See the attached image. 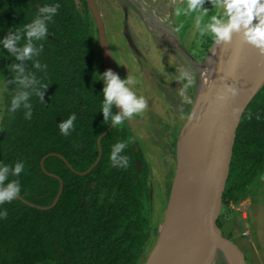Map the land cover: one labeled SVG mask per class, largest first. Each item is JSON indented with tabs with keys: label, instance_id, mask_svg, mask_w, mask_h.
Listing matches in <instances>:
<instances>
[{
	"label": "trees",
	"instance_id": "1",
	"mask_svg": "<svg viewBox=\"0 0 264 264\" xmlns=\"http://www.w3.org/2000/svg\"><path fill=\"white\" fill-rule=\"evenodd\" d=\"M56 3L60 7L46 21L45 36L31 38L34 52L18 59L29 42L23 25L37 14L48 16L40 8ZM93 18L87 0H0V41L18 37L15 50L0 43V77L6 83L0 163L10 169L16 162L24 165L4 181L18 180L20 194L0 204L7 213L0 218V264H144L151 252L149 172L127 119L103 137L100 162L83 175L97 162L98 140L112 124L100 111L105 81L95 70L100 38ZM25 77L35 83L21 84ZM41 83L42 100L36 96ZM25 92L27 99L9 112L12 98ZM73 113V127L61 134L58 124ZM116 113L113 104L110 114ZM117 142L126 145L117 157L126 156L127 163L114 167L110 154ZM263 173L264 87L238 124L223 204L245 195ZM60 181L62 194L48 208Z\"/></svg>",
	"mask_w": 264,
	"mask_h": 264
},
{
	"label": "rangeland",
	"instance_id": "2",
	"mask_svg": "<svg viewBox=\"0 0 264 264\" xmlns=\"http://www.w3.org/2000/svg\"><path fill=\"white\" fill-rule=\"evenodd\" d=\"M141 1L150 5L151 9L158 10L157 16L162 24L172 22L175 28L176 23L183 21L184 27L180 32L174 31L176 37L171 42L160 38L132 9L126 22L125 5L121 0H96L103 15L110 56L116 66L115 74L121 80L129 75L135 78L137 83L128 87L146 100L145 109L133 114L127 121L139 140L146 161L145 168L149 172L153 248L164 222L177 174V160L181 151L177 142L195 107L203 83L202 75L206 72L207 54L217 40L211 34H199L191 13L187 17H175L174 9L182 8L186 0ZM216 2L204 0L202 7L210 11L203 18V23H207L211 15L224 12L223 8L213 7ZM95 26L98 30L96 22ZM99 46L100 55L95 59V70L102 76L107 70L100 40ZM200 64L203 65L200 67ZM181 71L189 74L190 82L179 79ZM5 92L6 83L0 77V124L5 114ZM188 124L193 125V120ZM220 222L225 236L242 249L249 264H264V173L245 195L223 204ZM216 264L227 263L219 261Z\"/></svg>",
	"mask_w": 264,
	"mask_h": 264
},
{
	"label": "water",
	"instance_id": "3",
	"mask_svg": "<svg viewBox=\"0 0 264 264\" xmlns=\"http://www.w3.org/2000/svg\"><path fill=\"white\" fill-rule=\"evenodd\" d=\"M121 1L125 5L126 22L130 15L129 9L143 17L139 7L132 0ZM87 3L98 27L102 56L107 70L111 65L108 62L110 52L103 15L96 0H87ZM213 47H215L213 59L209 66L207 85L203 91L205 96L198 95L191 119L187 122L188 124L193 120L196 125L211 128V142L205 154V158H209L208 189L201 195H192L178 202V180L182 173L177 160V174L164 222L157 242L144 264H180L191 252L202 245H206L207 250L200 264H216L217 253L220 251L225 253L228 264H249L242 249L224 235L218 226V220L222 211L223 195L229 177L238 124L249 104L264 87V83L261 86L258 85L264 46L253 45L246 42L240 33H233L228 42L217 41ZM111 68L115 73V69L112 66ZM229 88L235 89L236 94L232 95L228 92ZM116 107L117 113H121L122 107L119 105ZM113 127L114 125L111 124L100 136L99 158L83 175L90 173L100 162L101 141ZM48 157L49 155L42 160L43 167ZM137 164L141 166L140 159L137 160ZM60 182L58 196L48 208L55 206L62 194L63 182ZM157 233L158 231L155 230V234Z\"/></svg>",
	"mask_w": 264,
	"mask_h": 264
},
{
	"label": "clouds",
	"instance_id": "4",
	"mask_svg": "<svg viewBox=\"0 0 264 264\" xmlns=\"http://www.w3.org/2000/svg\"><path fill=\"white\" fill-rule=\"evenodd\" d=\"M204 0H186L184 6L176 7L174 9L175 17L184 16L187 17L190 13L194 16V26L198 29L201 36L211 34L218 42H228L233 33H240L246 42H249L256 46H264V0H217L213 7L223 8L222 14L211 15L207 23H203V18L208 15L209 9L203 8ZM60 5L58 3L52 5H44L40 8V12L47 13L48 16L41 18L38 14L28 24L23 25L26 31V36L29 38V42L20 51L18 59L29 57L34 48L31 43V38L41 39L47 32L46 21L50 20L53 15L56 14ZM255 21V23H253ZM184 27L183 21L176 23L173 31L180 32ZM18 37L9 34L3 41L4 47L9 50H15V41ZM39 66V65H37ZM19 72H23V69L19 65H13ZM99 76V80L103 79L105 85L103 88V101L101 112L105 119L111 118L112 125L120 124L122 120L130 119L133 114L141 113L146 107V100L144 96H138L131 90L128 85L137 83L136 79L132 76L121 80L119 76L108 70ZM179 79L189 80L190 76L186 71H181ZM21 84L27 86L28 84L35 83L34 80L23 78L20 80ZM187 87V85H185ZM44 88L41 83L40 88L36 91V96L42 100L43 92L40 90ZM228 92L232 95L236 94V90L229 88ZM29 94L27 92L14 96L11 101V107L9 112L13 111L18 106V101L26 100ZM181 95H184L183 89ZM115 104L122 107L121 113L110 114V107ZM238 111V109H234ZM26 118L27 115H26ZM76 119V114H71L67 120H63L58 124L60 133L68 135L69 130L73 127V121ZM189 119L191 116L189 115ZM125 143L117 142L112 146L110 160L115 167L117 163L126 165L127 157H117V153L121 152L125 148ZM23 162H16L11 169L7 164L0 163V204L5 201H11L20 194V183L18 180H11L6 185L4 181L7 179L9 172L13 176H18L23 170ZM7 213L0 212V218L6 216Z\"/></svg>",
	"mask_w": 264,
	"mask_h": 264
},
{
	"label": "bare ground",
	"instance_id": "5",
	"mask_svg": "<svg viewBox=\"0 0 264 264\" xmlns=\"http://www.w3.org/2000/svg\"><path fill=\"white\" fill-rule=\"evenodd\" d=\"M140 9L143 20L160 38L171 42L173 37H176L173 31L172 22L168 24H162V20L157 16L158 10L151 9L150 5L144 4L141 0H132ZM157 7V5H155ZM154 7V6H153ZM173 11V10H172ZM131 17V16H130ZM176 21V20H175ZM134 30V29H133ZM211 48L206 57V72L202 75V84L198 95L205 96L203 93L205 86L207 85L208 75L210 72V63L213 59V50ZM108 62L114 68V61L109 55ZM203 64H200V67ZM111 66L107 68L112 70ZM116 67V66H115ZM264 83V53L261 59L258 85L261 86ZM198 117V114L196 115ZM211 142V128L209 126L185 125L181 131L179 137L178 147L180 154L178 156L179 170L182 173L179 180V198L178 202L184 201L186 198L192 195H201L208 189V173H209V158H205V154L208 151ZM191 173V174H190ZM207 250L206 245H202L191 252L180 264H200L205 252ZM225 261L229 263L225 253L220 251L217 253L216 262Z\"/></svg>",
	"mask_w": 264,
	"mask_h": 264
},
{
	"label": "flooded vegetation",
	"instance_id": "6",
	"mask_svg": "<svg viewBox=\"0 0 264 264\" xmlns=\"http://www.w3.org/2000/svg\"><path fill=\"white\" fill-rule=\"evenodd\" d=\"M131 9H129V11H130Z\"/></svg>",
	"mask_w": 264,
	"mask_h": 264
}]
</instances>
